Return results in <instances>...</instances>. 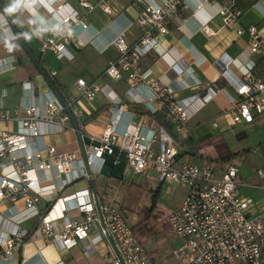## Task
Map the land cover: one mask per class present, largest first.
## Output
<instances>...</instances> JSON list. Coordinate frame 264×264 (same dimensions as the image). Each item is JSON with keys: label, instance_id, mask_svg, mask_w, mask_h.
Returning <instances> with one entry per match:
<instances>
[{"label": "built area", "instance_id": "2783aa9c", "mask_svg": "<svg viewBox=\"0 0 264 264\" xmlns=\"http://www.w3.org/2000/svg\"><path fill=\"white\" fill-rule=\"evenodd\" d=\"M189 1L138 0L142 4L136 17L139 36L134 42H128L123 33L113 38L117 57L108 61L101 75L114 80L124 78L129 100L145 104L151 113L161 112L176 133L190 119L189 106L176 98V90L168 80L152 77L145 57L156 50V36L167 34L173 25L181 30L183 21L179 12L189 7ZM194 1L196 10L216 5L222 27L235 30L237 35H246L249 53L264 58V32L255 25L243 27L241 11L232 1ZM27 2L29 0L23 3ZM77 3L88 12L95 8L111 12L110 0H77ZM50 10L56 18L52 17L49 22L50 34L40 41V51H50L58 60H70L73 55L68 46L78 47L77 33L89 25L75 8L66 4H58ZM4 24H7L5 19ZM199 31L207 37L216 34L207 22L200 25ZM202 60L199 57L195 62ZM233 62L226 53L217 60L220 78L235 93L228 96L230 106L225 112L232 123H250L253 113L264 111V78L253 73L252 64L240 77L236 76L230 69ZM55 73L51 70L49 75L54 77ZM100 78L91 83L77 78L74 83L77 95L64 101V105L57 97L47 94L41 105L34 101L24 105L21 108L23 116L19 118L20 131H0V160L6 164L0 171V226L11 225L9 235L0 240V260L12 259L30 238L41 237L47 243L55 242L70 249L92 234L93 238H100L97 230L100 228L112 243L102 255V264H154L125 217L111 203L99 204L101 220L94 194L89 189L59 195L76 178L72 170L79 158L74 152L58 151L53 144L32 147L30 141L52 132L72 130L85 139L91 174L101 172L105 155L117 153L114 164L123 156L127 172L144 175L146 179L155 175L160 183L172 186L171 193L175 187L184 190L181 204L167 216L168 235L182 241V247L176 252L177 264H264V209L251 212L254 201L240 192L235 163H229L219 174L211 163L204 166L178 164L173 137L163 126L153 123L149 114L119 128L124 113L121 103L111 107L112 116L99 136L84 134L80 128L73 127L66 109L75 119L81 117L82 110L76 108L75 103L80 99L93 101L104 87ZM219 90L214 85L208 86L198 99L202 104L207 103ZM152 101L156 106H150ZM0 118L8 119V116L0 112ZM213 125L217 124L213 121ZM258 173L264 188V173ZM84 176L88 177L86 169ZM50 195L56 198L39 207L42 199ZM70 202H74L71 208L81 215L79 219L66 214ZM28 220H36L31 230L21 226Z\"/></svg>", "mask_w": 264, "mask_h": 264}, {"label": "crops", "instance_id": "0c3cea01", "mask_svg": "<svg viewBox=\"0 0 264 264\" xmlns=\"http://www.w3.org/2000/svg\"><path fill=\"white\" fill-rule=\"evenodd\" d=\"M0 1L25 46L54 82L57 92L64 101L77 95L74 84L77 78H83L87 83H91L101 77L100 83L104 87L97 93L95 99L93 101L80 99L75 103V107L82 110V116L75 119L82 133L99 136L112 116L111 107H114L116 103L124 105L119 128H123L130 121L138 120L144 114H149L152 122L158 124L155 117L159 112L151 113L145 104L129 100L126 94L128 85L124 78L114 80L101 76L108 61L117 57V52L112 46L113 38L118 33H123L128 42H134L139 36L136 17L142 4L138 0H110V13L100 8L88 12L78 5L77 0H29L27 3H23L26 0ZM229 1H232L233 5L241 11L240 24L243 27L255 25L264 32V0ZM58 4L75 8L89 25L86 30L78 31V47L68 46V50L73 55L70 60H58L50 51L42 53L39 48L40 41L50 34L48 25L53 17L50 9ZM195 5L196 2L190 0L189 7L180 10L183 21L181 30L173 25L170 26L167 34L156 36L157 48L146 55L145 63L151 69L152 77L168 80L176 90V98L187 104L191 112L190 119L179 132H174L170 126V130L167 129L170 135L171 132L175 135L173 139L177 150V163L185 162L190 157L192 164L201 166L214 164L216 173L219 174L229 163H233L238 155L252 149L253 142L246 132L247 129H254L253 134L261 137L255 136L256 142L264 149V136H261V133L264 134V111L253 113V120L250 123H232L229 114L225 111L230 106L228 96H234L235 93L233 88L219 76L218 57L226 53L233 58L234 62L230 65V69L238 77L252 64L253 73L262 78H264V58L249 53L246 35H237L235 30L222 27L220 16L216 13V5L205 6L200 10H196ZM0 14L2 15H0V112H5L8 116V119L0 118V131L15 133L21 129L19 118L23 116L21 108L24 105L33 101L41 105L46 94L49 97L55 94L14 37L8 23L4 24L5 17L1 9ZM204 22H207L208 26L216 32L215 35L207 37L199 31L200 25ZM199 57L203 60L201 63H196ZM51 70L56 72L54 77L49 75ZM211 85L220 90L212 100L202 104L198 98ZM150 106L154 107L156 103L152 101ZM16 110L18 112L15 114ZM213 121L217 124L216 126L213 125ZM46 127L51 129V126ZM255 129L258 131L256 132ZM177 139L186 140L188 146H180ZM82 141L85 145L84 138ZM30 142L32 147H40L43 143L53 144L58 151L74 152L79 158L72 170L76 178L66 185L59 195L84 189L92 191L89 177L84 176L85 164L80 153L77 131L52 132L43 137L33 138ZM190 147L194 148L191 152H189ZM5 165V161L0 160V171ZM258 171L264 173L263 170ZM126 172L124 169L122 178ZM257 176L260 180L259 173ZM91 177L98 203L100 205L111 203L112 198L108 195L107 189L120 179L104 175L102 172H93ZM258 181L245 182L239 186V189L245 196L252 197L248 193H243L242 187L247 188L246 191L253 195L259 196L261 203L254 206L260 205L263 210L264 188ZM171 187V185L167 187L169 191ZM183 196L184 191L181 201ZM100 197L104 201L100 202ZM55 198V195L47 196L42 199L39 207H44L47 202ZM67 206L68 216L77 219L81 217L75 208H71L74 202L68 203ZM4 211L6 212V209H3ZM253 211L259 210L254 208ZM35 221H25L21 226L31 230ZM10 227L9 223L0 226V240L9 235ZM97 230L100 238H93L92 234L90 238L78 242L70 249L62 248L55 242L47 243L41 237L27 239L12 259L0 260V264H56L58 262L102 264V255L109 250L112 243L101 233L100 228Z\"/></svg>", "mask_w": 264, "mask_h": 264}, {"label": "rangeland", "instance_id": "374dc122", "mask_svg": "<svg viewBox=\"0 0 264 264\" xmlns=\"http://www.w3.org/2000/svg\"><path fill=\"white\" fill-rule=\"evenodd\" d=\"M253 130H246L253 142L252 149L249 152H242L233 160L239 170L237 179L240 185L245 182H257L259 180L257 171H264V149L256 142L255 136L261 137L253 134ZM255 131L258 130L255 129ZM261 136L263 137L264 134L261 133ZM189 158L185 162L192 164ZM258 182H261V177ZM168 186L170 185L167 183L160 184L155 175L151 179H146L144 175L126 172L120 181H115L107 189L108 195L112 198V206L125 217L134 236L143 244L154 264H177L176 252L182 247V241L179 238L168 235L167 216L171 210L178 208L184 190L175 187V191L170 193ZM157 188L159 192L155 207L152 212H149L151 196ZM246 189L242 187L241 190L252 196L254 200L252 207L261 211L260 205L254 206L261 203V198ZM252 207L251 212H259L253 211Z\"/></svg>", "mask_w": 264, "mask_h": 264}, {"label": "water", "instance_id": "95a60500", "mask_svg": "<svg viewBox=\"0 0 264 264\" xmlns=\"http://www.w3.org/2000/svg\"><path fill=\"white\" fill-rule=\"evenodd\" d=\"M0 9H1V11H2V13H3V15H4V17H5V19H6L7 23H8V25L10 26V28H11L13 34H14V37L18 40V42L23 47V49L25 50V52L28 54V56L30 57V59L32 60V62L35 64V66L38 69L39 73L43 76V78L45 79V81L47 82L48 86L50 87V89L52 90V92L55 94V96L57 97V99L64 105L65 104L64 103V100L62 99V97L57 92V90H56L53 82L50 80V78L48 77V75L46 74V72L38 64L36 58L29 52V50L25 46V44L22 41V39H21V37H20V35H19V33H18L15 25L13 24L12 20L10 19L9 15L6 12V9L3 6V4L1 3V1H0ZM66 111L70 115L71 122H72L74 128L77 130L78 129V125L76 123L75 118L73 117V115L71 114V112H70L69 109H66ZM77 139H78V143H79V147H80V153H81L83 162L85 164V169H86L87 175H88L89 180H90V183H91L92 193L94 194V197H95L96 208H97L98 214L100 216V219L102 220V215H101V212H100V207H99V203H98L97 194H96V191H95V188H94V184H93V181H92V177H91V172H90L89 167L87 166V156H86V153H85L83 141H82L81 135H80V133L78 131H77Z\"/></svg>", "mask_w": 264, "mask_h": 264}, {"label": "trees", "instance_id": "16d2710c", "mask_svg": "<svg viewBox=\"0 0 264 264\" xmlns=\"http://www.w3.org/2000/svg\"><path fill=\"white\" fill-rule=\"evenodd\" d=\"M54 83V82H53ZM157 116L155 117V120L158 122V124H160L161 126H163L165 129L170 130L169 125L165 122L164 117L162 115L161 112H159L158 114H156ZM171 137L175 138V135L171 132ZM85 140V139H84ZM177 143L182 146V147H186L187 145V141L184 139H177ZM193 147H190L189 152L193 151ZM117 158V153L113 154V155H105V164L101 170V172L104 175H108L111 177H114L116 179H121L124 169H125V163L123 160V156H119L120 161L117 164H114L115 159ZM158 192H159V188H157L152 196H151V206L149 207V212H152L153 208L155 207V203H156V199L158 196ZM99 201L102 202L104 201L103 198H99Z\"/></svg>", "mask_w": 264, "mask_h": 264}]
</instances>
